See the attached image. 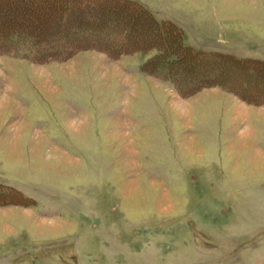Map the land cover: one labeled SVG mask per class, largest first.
Segmentation results:
<instances>
[{
	"label": "rangeland",
	"instance_id": "obj_1",
	"mask_svg": "<svg viewBox=\"0 0 264 264\" xmlns=\"http://www.w3.org/2000/svg\"><path fill=\"white\" fill-rule=\"evenodd\" d=\"M137 1L264 60V0ZM147 57L0 55V264H264V104L181 96Z\"/></svg>",
	"mask_w": 264,
	"mask_h": 264
},
{
	"label": "trees",
	"instance_id": "obj_2",
	"mask_svg": "<svg viewBox=\"0 0 264 264\" xmlns=\"http://www.w3.org/2000/svg\"><path fill=\"white\" fill-rule=\"evenodd\" d=\"M183 34L137 0H0V55L48 63L85 50L112 59L139 52L148 55L142 69L172 83L181 96L222 84L249 103L264 104V60L196 50L183 43Z\"/></svg>",
	"mask_w": 264,
	"mask_h": 264
}]
</instances>
